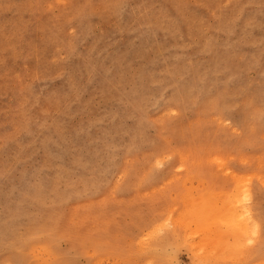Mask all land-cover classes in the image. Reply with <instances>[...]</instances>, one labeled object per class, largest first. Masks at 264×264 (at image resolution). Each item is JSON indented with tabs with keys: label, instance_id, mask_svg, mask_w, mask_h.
<instances>
[{
	"label": "rangeland",
	"instance_id": "374dc122",
	"mask_svg": "<svg viewBox=\"0 0 264 264\" xmlns=\"http://www.w3.org/2000/svg\"><path fill=\"white\" fill-rule=\"evenodd\" d=\"M0 264H264V0H0Z\"/></svg>",
	"mask_w": 264,
	"mask_h": 264
},
{
	"label": "bare ground",
	"instance_id": "6f19581e",
	"mask_svg": "<svg viewBox=\"0 0 264 264\" xmlns=\"http://www.w3.org/2000/svg\"><path fill=\"white\" fill-rule=\"evenodd\" d=\"M215 210H216V209H215ZM217 211H218V210H217ZM218 212H219V211H218ZM231 214H232V213H231ZM233 217H234V216H233ZM253 221H254V220H252V222H253ZM183 222H184V221H183ZM253 225H254V224H252V226H253ZM252 226H251V227H252Z\"/></svg>",
	"mask_w": 264,
	"mask_h": 264
}]
</instances>
